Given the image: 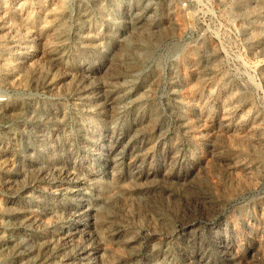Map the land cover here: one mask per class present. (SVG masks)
<instances>
[{"label":"rangeland","instance_id":"1","mask_svg":"<svg viewBox=\"0 0 264 264\" xmlns=\"http://www.w3.org/2000/svg\"><path fill=\"white\" fill-rule=\"evenodd\" d=\"M0 264H264V0H0Z\"/></svg>","mask_w":264,"mask_h":264},{"label":"built area","instance_id":"2","mask_svg":"<svg viewBox=\"0 0 264 264\" xmlns=\"http://www.w3.org/2000/svg\"><path fill=\"white\" fill-rule=\"evenodd\" d=\"M202 1H205V2H208V3H210L212 0H202Z\"/></svg>","mask_w":264,"mask_h":264}]
</instances>
